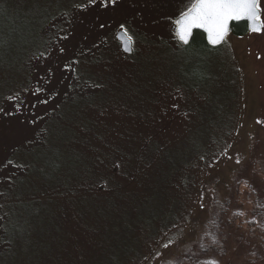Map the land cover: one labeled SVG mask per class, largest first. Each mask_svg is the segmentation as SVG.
<instances>
[{"label":"rangeland","instance_id":"1","mask_svg":"<svg viewBox=\"0 0 264 264\" xmlns=\"http://www.w3.org/2000/svg\"><path fill=\"white\" fill-rule=\"evenodd\" d=\"M42 2L28 101L0 123V187L17 199L0 197V264H264V31L189 50L173 21L194 0ZM92 35L110 38L100 74L73 67ZM79 126L112 127L105 172L87 156L79 173ZM51 184L80 189L39 198Z\"/></svg>","mask_w":264,"mask_h":264},{"label":"trees","instance_id":"2","mask_svg":"<svg viewBox=\"0 0 264 264\" xmlns=\"http://www.w3.org/2000/svg\"><path fill=\"white\" fill-rule=\"evenodd\" d=\"M43 0H0V108L3 111L0 112V123H8L13 117V109L16 113V105L19 104L20 110L22 106V101L26 99L27 94V79L28 72L33 66L29 60V56L35 51V44L39 40L37 37V28L43 22L46 15V8L42 2ZM231 30L237 34H243L248 31L246 21H233L231 23ZM97 41H100L99 43ZM178 41V40H177ZM179 42V41H178ZM98 43V46H95ZM182 44L181 42H179ZM110 38L107 36L104 39L98 37L97 35H92L91 39L79 41L76 44L77 48L86 49L88 47H94L89 49V51H95L91 56H85L80 60L79 65L77 62L73 66L78 67V70H91L92 73H101L100 63L106 61L110 54L109 52ZM184 44V43H183ZM186 45L189 50L193 49H206L209 44H207L204 33L201 30H194L190 41ZM133 51V50H132ZM84 52V51H83ZM135 55V54H134ZM132 55L133 60L139 61L135 56ZM10 95L17 96L16 100H8L6 97ZM28 101V99H26ZM97 107H89V111ZM92 117L100 122L103 121L102 118L94 116ZM84 126H79L78 133H76L75 145L84 154L81 160V166L79 173L82 169L86 167L89 163L87 156H91V161H94L98 166L102 168L105 167V152L113 147L111 144V138L109 131L112 127L103 132L99 130L92 136L85 135L83 133ZM114 141V140H113ZM8 148V147H7ZM5 152L4 163L11 164L12 158V148H8ZM4 152V151H3ZM109 154V152H108ZM9 159V161H8ZM7 160V162H6ZM51 163L50 161H46ZM3 163V164H4ZM6 171L9 175V183L13 184V174L10 166L5 165ZM78 173V174H79ZM103 178V176H101ZM53 185V184H51ZM49 185L39 194V198L55 200L59 203L60 195L62 197L66 196L73 201L74 196L79 193L80 186L71 184L59 186ZM0 197L17 200L15 196H12V192H8L7 187H0ZM47 197V198H46ZM61 206V205H60ZM236 219V215H233ZM251 224L255 221L250 219ZM8 247V246H5Z\"/></svg>","mask_w":264,"mask_h":264},{"label":"snow or ice","instance_id":"3","mask_svg":"<svg viewBox=\"0 0 264 264\" xmlns=\"http://www.w3.org/2000/svg\"><path fill=\"white\" fill-rule=\"evenodd\" d=\"M98 0H87V3H76L73 6L84 10L90 5H96ZM99 3L107 9L116 6L117 0H99ZM246 19L254 32L264 31V16L261 15V0H194V3L181 12L179 19L175 21L179 39L187 44L193 28H203L208 33V40L212 45H217L225 40L229 31V22L232 20ZM104 27V25H101ZM128 40L133 37L129 34L124 23L120 24ZM66 38V37H64ZM125 50H131L126 46ZM63 52V49H60ZM8 100H16L17 96L10 95ZM47 103V101H43ZM20 107L19 104L16 105ZM3 108H0V112ZM239 163V160L237 161ZM3 195V193H0ZM2 207V205H0ZM212 264H219L213 260Z\"/></svg>","mask_w":264,"mask_h":264},{"label":"water","instance_id":"4","mask_svg":"<svg viewBox=\"0 0 264 264\" xmlns=\"http://www.w3.org/2000/svg\"><path fill=\"white\" fill-rule=\"evenodd\" d=\"M179 16H180V14L177 15V16L174 18V22H173V23H174V26H173L174 29H173V32H174L175 37H176L179 41H181V40L179 39V34H178V32H177V25L175 24V21H176L177 19H179ZM242 20L246 21V25H247L248 30L253 31L252 28H251V26H250L249 21H247L246 19H240V20H232V21H230V22H229V31L231 30V23H232L233 21H242ZM196 29L201 30V31L204 33V37H205V40H206L207 44H209V45L211 46L212 44H211V43L209 42V40H208V33H207L206 30L203 29V28H193V29H192V32H191V35L189 36V41H190V39H191V37H192V34H193L194 30H196ZM229 31H228V32H229ZM114 36H115L116 39L118 40V42H119V46H120V49H121L122 51L127 52V53H129V52L132 51V48H133L132 40H131V41L128 40V36L125 35V33L123 32V30H121V29H117V30L115 31V33H114ZM181 42H182V41H181ZM182 43H183V42H182ZM221 43H222V42H221ZM219 44H220V43H219ZM219 44H217V45H219ZM126 46H127L128 48H130L131 50H130V51H129V50H125V49H126ZM212 46H215V45H212Z\"/></svg>","mask_w":264,"mask_h":264}]
</instances>
